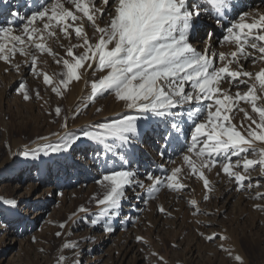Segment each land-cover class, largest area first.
<instances>
[{
  "label": "snow or ice",
  "instance_id": "obj_1",
  "mask_svg": "<svg viewBox=\"0 0 264 264\" xmlns=\"http://www.w3.org/2000/svg\"><path fill=\"white\" fill-rule=\"evenodd\" d=\"M12 15L15 19L0 25V62L6 65L5 73L21 77L15 90L25 102L44 99L39 88L29 87L26 68L58 97L73 82L83 80L89 95L81 98L78 107L87 109L97 97L107 94L129 110L119 119L85 128L80 134L54 133L59 142L25 147L19 153L38 159L41 153L65 152L86 139L103 146L107 157L119 145L114 155L121 167L115 166L116 160L111 168L105 164L96 181L105 189L103 197L95 201L99 211L79 209L90 216V226L111 234L116 230L115 220L131 222V217L122 216L124 202L131 199L129 191L147 205L162 188L181 198L179 193L185 189L192 191L185 181L198 179L205 193L203 200L208 201L216 187L208 176L214 169L217 178H226L233 185L232 191L264 201V192L259 191L264 188V12L238 9L234 0H38L30 13ZM202 17H209L221 34L206 29L202 47L197 48L193 40L201 30ZM50 41H55L63 55ZM18 55L22 57L19 61ZM42 55L50 56L61 70L50 75L39 69ZM256 66L257 70H249ZM53 111L67 129L69 117L62 116L63 109L56 106ZM79 114L74 109L72 118ZM140 121L155 126L158 155L167 157L170 164H176V159L168 150L180 142V166H158L160 175L147 171L144 179L137 169L127 167L129 159L121 148L139 141ZM257 171L260 176L254 178L252 173ZM6 203L15 206L17 202ZM189 203L193 215H214L202 212L195 199ZM252 207L264 213V203ZM158 211L172 215L162 205ZM196 223L212 227L210 222ZM67 226L59 224L61 229ZM63 234L55 233L57 237ZM199 235L212 243L221 240L220 251L235 264H246L227 243L229 236ZM135 239L148 245L141 236ZM78 249V241H66L56 264H80ZM63 250H72L71 261ZM150 254L157 257V264L163 261L158 253Z\"/></svg>",
  "mask_w": 264,
  "mask_h": 264
},
{
  "label": "rangeland",
  "instance_id": "obj_2",
  "mask_svg": "<svg viewBox=\"0 0 264 264\" xmlns=\"http://www.w3.org/2000/svg\"><path fill=\"white\" fill-rule=\"evenodd\" d=\"M234 2L238 9L264 12V0ZM37 4L38 0H0V25L15 19L12 13L28 14ZM201 19V30L193 40L197 48L202 47L206 29L211 28L217 36L221 34V29L209 17ZM16 26H20L18 20ZM85 28L88 29V25ZM49 43L63 55L55 41ZM16 59L19 61L22 57L18 55ZM37 67L50 75L61 70L48 55L40 57ZM245 67L249 66L246 64ZM5 68L6 65L0 62V264H56L66 241L79 242L76 259L80 264H157V257L151 252L163 257L160 264H235L217 247L221 240L209 242L199 235L201 232L229 236L231 239L227 243L246 264H264V213L252 207L254 203L264 201H254L248 199L247 194L232 191L233 185L226 178H217L215 169L208 174L216 185L208 201L203 200L205 193L198 179L185 181L192 191L185 189L179 193L181 198L162 188L147 205L132 197L129 191L131 199L124 202L122 216L131 217V222L115 220L116 230L111 234L103 233L99 226H90V216L79 209L83 206L89 213L99 211L95 201L103 197L105 189L96 181L105 171V164L108 168L114 166V154L119 145L114 146L113 154L107 157L103 146L86 139L65 152L41 153L38 159L25 158L19 153L25 147L35 149L46 143L59 142L60 138L54 133H60V136L66 132L80 134L85 128L119 119L129 110L113 95L107 94L97 97L87 109L78 107L81 98L89 95L83 80L71 85L70 90L76 89L73 96L67 90L58 97L50 88H45L42 78H32L26 68L24 76L29 87L39 88L44 99L33 98L25 102L15 90L21 77L13 72L5 73ZM56 106L63 109L62 116L69 117L67 129L61 127L62 118L54 115ZM74 109L80 114L72 118ZM97 109L101 111L97 112ZM139 127V141L121 148V152L127 154V167L137 169L140 179H144L147 171L160 175L158 166L170 169L181 165L180 142L168 150L176 159V164H170L167 157L162 159L158 155L155 126L140 121ZM40 137L49 139L43 141ZM115 166L121 167L118 160ZM252 176L258 178L260 173L253 172ZM221 179L223 182H218ZM259 191L264 192V188ZM191 199L198 202L202 212L214 215H193ZM9 200H15L16 205L6 203ZM161 205L172 215L160 213L158 207ZM197 220L210 222L212 227L197 224ZM61 223L68 226L61 229ZM58 231L64 234L57 237ZM136 236L143 237L148 245L138 243ZM173 244L178 247H172ZM63 254L72 260V250H63Z\"/></svg>",
  "mask_w": 264,
  "mask_h": 264
},
{
  "label": "bare ground",
  "instance_id": "obj_3",
  "mask_svg": "<svg viewBox=\"0 0 264 264\" xmlns=\"http://www.w3.org/2000/svg\"><path fill=\"white\" fill-rule=\"evenodd\" d=\"M239 1H241V0H239ZM205 18H208V17H205ZM200 23H201V25L203 24V19H201V21H200ZM76 93V89H71L70 90V94H71V96H73L74 94ZM170 149V148H169Z\"/></svg>",
  "mask_w": 264,
  "mask_h": 264
}]
</instances>
